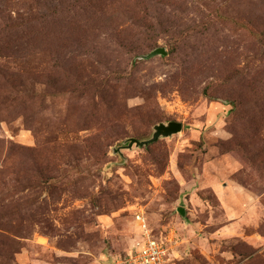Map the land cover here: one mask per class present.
Segmentation results:
<instances>
[{"label":"rangeland","instance_id":"1","mask_svg":"<svg viewBox=\"0 0 264 264\" xmlns=\"http://www.w3.org/2000/svg\"><path fill=\"white\" fill-rule=\"evenodd\" d=\"M137 213L264 264V0H0V264H120Z\"/></svg>","mask_w":264,"mask_h":264},{"label":"built area","instance_id":"2","mask_svg":"<svg viewBox=\"0 0 264 264\" xmlns=\"http://www.w3.org/2000/svg\"><path fill=\"white\" fill-rule=\"evenodd\" d=\"M140 237L130 246L120 264H168L163 241L149 230L142 214H135Z\"/></svg>","mask_w":264,"mask_h":264},{"label":"water","instance_id":"3","mask_svg":"<svg viewBox=\"0 0 264 264\" xmlns=\"http://www.w3.org/2000/svg\"><path fill=\"white\" fill-rule=\"evenodd\" d=\"M165 54H166V50L164 47H156L153 50H151L149 53L143 55L142 57L149 58L155 55H165ZM181 128H182V123L180 121L170 120L167 121L166 123L159 122L153 126V132L151 133V136L149 138L138 140L134 137H130L126 140L127 144L122 147H131L133 144L135 146H145L151 142L156 141L159 137H167L174 133H177L178 131L181 130ZM177 211L181 215H184L183 207H178Z\"/></svg>","mask_w":264,"mask_h":264}]
</instances>
